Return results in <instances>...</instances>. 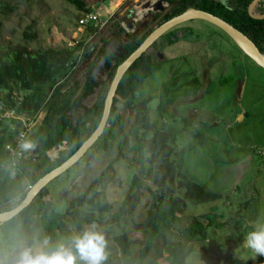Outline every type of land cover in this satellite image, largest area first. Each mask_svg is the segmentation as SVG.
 Returning a JSON list of instances; mask_svg holds the SVG:
<instances>
[{
  "label": "trees",
  "instance_id": "1",
  "mask_svg": "<svg viewBox=\"0 0 264 264\" xmlns=\"http://www.w3.org/2000/svg\"><path fill=\"white\" fill-rule=\"evenodd\" d=\"M66 1L79 12L91 11L87 0ZM163 1L168 4V8L164 12L150 11V17L146 22L138 23L134 32L126 34V42L121 45L119 54L109 51L104 42L90 61L82 82L69 84L77 63L81 58L89 57L86 41L88 35L97 30L95 24L87 25L84 35L71 48L18 47L4 57L0 63V93L3 94L6 107L16 106L19 101L16 107L18 113L33 115L43 111L44 114L41 120L34 124L26 138L32 146L37 147L38 159L34 163L20 160L16 166L11 165V158L5 145L10 143L14 146L21 121L0 123V212L19 203L29 186L69 157L95 129L116 66L152 31L154 27L150 26V23L157 21V26L186 8L194 7L227 21L264 52V18H253L248 13V7L253 0ZM259 4L261 6L257 10L263 14L264 0H259ZM116 25L119 31L124 30L119 24ZM185 30L187 29L178 25L162 34L153 43V51L143 53L127 69L117 86L108 125L89 148L100 153L107 149V139L111 144L114 140V147L117 148L120 158L125 159L127 152L137 154L136 160L141 172L152 173L151 177L156 187L146 186L142 178L134 175L119 207L111 212L113 205L103 200L100 189L113 180L110 171L114 160L107 164L80 194L69 200L66 210L62 213L56 212L51 199H45L48 191L44 187L28 206L10 220L0 223L2 233L0 259H3L5 264L9 250L17 248V242L20 240L33 244L47 236L51 238V244L55 245L73 234L82 232L86 229L85 225H99L103 222H106L108 227L120 225L122 217L132 216L138 206L142 187L150 193L152 202L141 221L132 220L134 231H139L142 236L140 247L134 251L131 233L124 230L114 234L111 239L115 246L112 247L107 242L104 264H188L186 257L193 251L192 242L204 243L209 236L208 229L212 226L219 228L220 223L216 220L219 206L211 207V213L203 215L206 223L194 216L185 226L181 223V214L187 202L207 203L221 200L223 203L229 196L218 189L207 188L187 170L180 154L189 150L190 146L180 152L178 159L173 157L172 145L175 142V135L169 128L164 127L165 123L158 126L149 119L148 104L155 96H138L142 82L161 67V60H158L156 51L161 52L164 46L191 34L188 31L184 33ZM23 36L34 39L37 35L35 32L24 31ZM236 48L243 57L253 62L237 46ZM99 62H103L102 66L107 74L106 82H98L95 79L94 71L98 68ZM240 68H243L241 74L243 78L246 70L244 65H240ZM98 85L101 88L96 101L91 106L84 105V99L91 95ZM211 85L210 76L205 72L202 78L195 75L177 88L183 95L200 93V99L210 91ZM168 89V85L163 83L161 92L157 95L158 107L163 110L175 99L172 97L166 98L165 101L161 100V96L168 94ZM120 102L133 115L127 132L123 130L124 119L118 112L117 104ZM168 114L173 117L171 112ZM184 122L186 125L190 123L189 120ZM197 122L198 129L194 128L191 133L199 136L195 142L199 145L203 142V134L199 127L207 123L201 118H198ZM60 145H63L64 149L59 150L56 159H52L47 153ZM176 190H181L182 194L179 195ZM225 243L220 242L217 246L219 264H245L233 251L222 252ZM160 258L164 262L158 261Z\"/></svg>",
  "mask_w": 264,
  "mask_h": 264
},
{
  "label": "rangeland",
  "instance_id": "2",
  "mask_svg": "<svg viewBox=\"0 0 264 264\" xmlns=\"http://www.w3.org/2000/svg\"><path fill=\"white\" fill-rule=\"evenodd\" d=\"M87 2L92 10L101 4L97 0ZM110 2L114 5L119 3L118 10L112 18L111 16L108 18L105 26L88 35L86 42L89 57L81 58L77 63L69 84L82 82L90 61L104 42L109 51L119 54L121 45L126 42V34L134 32L138 23L146 22L150 17V11L164 12L167 9L161 0H107L103 3L109 5ZM126 7H129V13L124 16ZM96 10L98 12V9ZM80 13L66 0H0V63L9 51L18 47L44 49L50 46H66L75 36ZM156 22L150 23V26L156 27ZM190 22L192 23L189 26L180 24L179 27L186 28L187 30L183 32L188 31L191 34L171 43L170 48L164 51L165 54L162 52L166 58L158 59L161 60V67L142 82L138 92L140 97L155 96L148 104L149 119L158 126L165 123L164 127L169 128L175 135V142L172 145L173 157L178 159L180 152L190 146L189 150L180 154L187 170L207 188L218 189L229 196L223 203L221 200L207 203L187 202L181 214L183 226L193 216L206 223L203 215L211 213V207L214 206H219L216 220L220 225L219 228L212 226L208 229L209 236L204 243L192 242L193 251L186 257V262L219 264L217 246L225 241L222 252L233 251L245 264H264V256H255L242 244L244 235L251 229L253 222L264 220V110H260L259 116L251 121L245 117L250 115L246 95L237 104L234 95V83L241 79L243 71L240 65H244L245 70L247 66L243 76L245 84L248 88L256 86L255 93L259 95H264V73L252 62L245 61L246 64L242 62L236 45L222 30L204 20L194 19ZM116 24L124 30L119 31ZM24 31L35 32L37 36L34 39L24 38ZM201 59H205L203 72H208L210 67L213 74V78L210 77L212 82L210 91L200 99V93L183 95L177 87L183 86L198 73ZM102 65L103 62H99L98 68L94 71L98 82L107 80ZM163 83L167 84L169 89L167 95L161 96V100L175 98L165 107L166 112L158 107L157 95L160 94ZM100 88V85L95 87L94 92L84 99L83 104L91 106L96 101ZM197 99L199 100L195 101ZM200 102L206 104L209 113L202 110L205 107L200 105ZM188 104L190 106H187ZM117 105L118 112L124 119L123 130L127 132L133 115L121 102ZM168 112H171L173 117ZM43 114V111L39 112L38 120H41ZM198 118L205 120L207 124H201L199 127L203 134V142L196 145L199 136L192 135L191 131L198 126L196 124ZM186 120L190 121L188 125L184 122ZM114 144V140L111 144L107 139L105 151L98 153L96 149H88L73 166L45 186L48 191L45 199L54 202L56 212H64L69 200L80 194L112 160L114 161L110 173L113 180L100 189L103 200L113 205L111 212L119 207L134 175L142 178L146 186L156 187L151 177L152 173L141 172L136 160L137 154L127 152L125 159H122L118 156ZM62 149L63 145L51 150L49 156L56 159L59 150ZM73 182H75L73 190H67ZM141 191L140 202L132 216L122 217L120 225L108 227L106 222L97 225L110 246H115L111 236L125 230L132 234L134 251L140 247L142 236L139 231H134L132 220L141 221L152 202L150 193L144 187ZM176 191L179 195L182 194L181 190ZM110 216L111 213L108 214V220ZM17 245V248L9 250L6 255V264H15L17 254L23 246L38 247L39 242L29 244L25 240H20ZM158 261L164 262L162 258Z\"/></svg>",
  "mask_w": 264,
  "mask_h": 264
},
{
  "label": "water",
  "instance_id": "3",
  "mask_svg": "<svg viewBox=\"0 0 264 264\" xmlns=\"http://www.w3.org/2000/svg\"><path fill=\"white\" fill-rule=\"evenodd\" d=\"M258 1L259 0H253L250 3L248 7V13L251 17L260 19L264 18V13L256 14L254 12V8ZM194 19L204 20L222 30L236 44V46L242 51L243 54H245L249 59H251L262 69H264V52H261L257 45L244 33H242L233 25L218 16H215L209 12L194 7H188L181 13L163 21L162 23L154 27L152 31L143 39V41L131 53H129V55L120 64L116 66L115 72L113 74V77L111 78L103 100V107L100 120L95 129L91 132V134L80 144V146L69 157L62 161L58 166L54 167L53 169L45 173L43 176H41L33 185L29 186L25 196L19 203H17L15 206L8 210L1 211L0 223L6 222L12 217H14L16 214H18L21 210H23L33 201V199L38 195V193L51 180L65 172L67 169L73 166L80 158H82V156L87 152V150L101 136L105 127L108 125V117L110 114L117 86L127 69L143 53H148L149 50H152L153 43L157 41L162 34L169 31L173 27H176L186 21ZM156 56L158 59L163 58V54L160 51H156ZM244 86L245 83L243 82L241 85V94L243 92ZM22 152L23 148L19 150L18 156H21ZM75 182H73L67 190H71Z\"/></svg>",
  "mask_w": 264,
  "mask_h": 264
},
{
  "label": "clouds",
  "instance_id": "4",
  "mask_svg": "<svg viewBox=\"0 0 264 264\" xmlns=\"http://www.w3.org/2000/svg\"><path fill=\"white\" fill-rule=\"evenodd\" d=\"M21 147L28 150L31 142L25 141ZM243 247L255 256H264V220L253 222L251 229L244 235ZM107 241L96 224L82 232L61 240L55 245L45 236L38 247L23 246L16 257L15 264H104ZM0 264H5L0 259Z\"/></svg>",
  "mask_w": 264,
  "mask_h": 264
},
{
  "label": "built area",
  "instance_id": "5",
  "mask_svg": "<svg viewBox=\"0 0 264 264\" xmlns=\"http://www.w3.org/2000/svg\"><path fill=\"white\" fill-rule=\"evenodd\" d=\"M107 21L108 18L102 19L101 15L94 9H91V11L89 12H81L78 18V28L75 36L68 41L66 46L68 48L75 46L78 43V40L84 35L87 25L95 24L97 28H101L106 25ZM3 99V94L0 93V123L9 124L12 120L21 121V128L18 133H16L14 139V146H12V144L10 143L5 145V149L8 150V154L11 158V165L16 166L20 160L30 161L33 163L36 162L38 159L36 146H32L28 150H25L23 148L21 156H18V153L22 148L21 144L26 141V138L32 127L37 121H39L38 117L40 111L36 112L33 115L20 114L16 109L19 101L17 102L16 106L6 107ZM61 146L62 145L58 146V148H60ZM47 154L49 155V152Z\"/></svg>",
  "mask_w": 264,
  "mask_h": 264
},
{
  "label": "crops",
  "instance_id": "6",
  "mask_svg": "<svg viewBox=\"0 0 264 264\" xmlns=\"http://www.w3.org/2000/svg\"><path fill=\"white\" fill-rule=\"evenodd\" d=\"M107 1V0H106ZM101 2V4L96 8V9H98V13L102 16V17H107V18H109L110 16V18H112V16H114V14H115V12L118 10V5H119V3L116 5H114L112 2H110V4L108 5H105L103 2H105V1H100ZM161 2L163 3V6L165 7L166 6V8H168V4L166 3V2H164L163 0H161ZM264 5V4H263ZM259 6H261L260 4H259V1H258V3L256 4V6H255V8H254V12L256 13V14H260V12L257 10V8L259 7ZM105 8V9H104ZM127 8V7H126ZM96 9H94V10H96ZM100 9V10H99ZM129 7L127 8V11H125L124 12V16H127L128 15V13H129ZM97 11V10H96ZM158 12H160V11H158ZM126 14V15H125ZM190 21H193V20H189V21H187V22H189V23H187V22H184L183 24H181L182 26H189L190 25V23H192V22H190ZM180 26V25H179ZM180 35V34H179ZM176 42V41H175ZM168 48H170V44H168V45H166V46H164V48L162 49V51L161 52H163L164 53V51L166 50V49H168ZM165 54V53H164ZM208 54V53H207ZM238 55H239V58H241L242 57V62H244L245 63V61H250V60H248L247 58H245V57H243L242 56V54L239 52L238 53ZM164 57V59L166 58L165 56H163ZM168 57H170V55L168 56ZM205 59H201L200 61H199V70H198V73L196 74L198 77H201L202 78V76H203V74H204V72H203V69H202V66H203V61H204ZM251 62V61H250ZM247 63V62H246ZM245 63V64H246ZM253 63V62H252ZM254 64V63H253ZM256 65V64H255ZM257 66V65H256ZM258 67V66H257ZM259 68V67H258ZM259 69H261V68H259ZM264 70V69H263ZM262 69H261V71L264 73V71H263ZM246 71H247V66H246ZM207 73H209V75H210V77H212L213 78V74H212V71H210V67L208 68V72ZM245 83V81L243 80V78H241V79H238V80H236L235 81V83H234V95H235V97H236V104H237V102L239 103L240 102V100L242 99H244V97H245V95H246V97H245V100H246V102H248V104L250 105V107H248V109H250L249 111H250V115L248 116V115H245V117H248L251 121H253L254 119H256L259 115H258V112L260 111V110H264V101H261L262 99H264V95H259V94H257V93H255V91H256V86H251L250 88H248L247 86L248 85H246L245 84V86H244V91H243V94H241L240 92H241V85H242V83ZM237 93V94H236ZM255 93V94H254ZM193 103V102H192ZM261 104L263 105V106H261ZM200 105H204V107H205V109H202V110H205L206 112H208L209 113V109H207V107H206V104L204 103V102H200ZM240 105H242V103H240ZM188 106H190L189 104H188ZM244 113H245V111H243ZM234 115H235V113H234ZM263 116H264V114H263ZM242 118H244V117H242Z\"/></svg>",
  "mask_w": 264,
  "mask_h": 264
},
{
  "label": "flooded vegetation",
  "instance_id": "7",
  "mask_svg": "<svg viewBox=\"0 0 264 264\" xmlns=\"http://www.w3.org/2000/svg\"><path fill=\"white\" fill-rule=\"evenodd\" d=\"M71 190H73V188H72ZM65 191H66V190H65ZM65 191H64V192H65Z\"/></svg>",
  "mask_w": 264,
  "mask_h": 264
}]
</instances>
